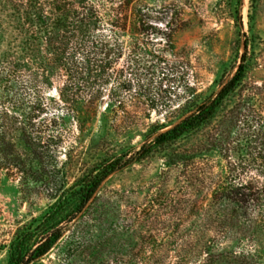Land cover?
<instances>
[{
	"label": "rangeland",
	"instance_id": "rangeland-1",
	"mask_svg": "<svg viewBox=\"0 0 264 264\" xmlns=\"http://www.w3.org/2000/svg\"><path fill=\"white\" fill-rule=\"evenodd\" d=\"M135 1L134 28L104 29V63L39 97L43 113L25 130L41 135L37 159L20 140L26 79L0 81V264L53 202L46 181L68 188L129 158L214 97L242 59V81L208 123L110 174L86 217L30 264H264V226L238 234L213 197L228 183L264 187V0Z\"/></svg>",
	"mask_w": 264,
	"mask_h": 264
},
{
	"label": "trees",
	"instance_id": "trees-1",
	"mask_svg": "<svg viewBox=\"0 0 264 264\" xmlns=\"http://www.w3.org/2000/svg\"><path fill=\"white\" fill-rule=\"evenodd\" d=\"M141 7L135 0H0V49L3 48L0 51V81L26 79L25 88L33 95V102L20 124V140L30 148L35 159L39 158L35 146L40 143L41 135L37 132L26 135L25 130L27 126L34 127L35 120L43 113L39 97L52 88L54 79L65 77L69 81L96 71L106 60L107 54L103 57L100 54L109 46L104 29L125 33L128 21L134 28ZM244 72L242 59L235 74L214 97L129 158L123 159L124 155L100 165L97 173L78 179L68 188L63 182L56 187L50 180L46 181L50 184L48 194L53 202L34 227L15 235L8 247V264H30L46 255L73 223L86 217L89 202L110 174L152 151L170 146L208 123L225 98L238 87ZM69 92V86L64 85L58 93L69 102ZM101 93L98 91L95 97ZM115 104L116 108H121L124 102L116 100ZM219 188L221 191L216 190L213 197L219 201L215 215L220 223L231 229L238 226L240 235L248 233L253 226L254 229L261 224L264 226V214L258 206L264 202L261 198L264 187L249 180ZM257 206L256 210L252 209Z\"/></svg>",
	"mask_w": 264,
	"mask_h": 264
}]
</instances>
